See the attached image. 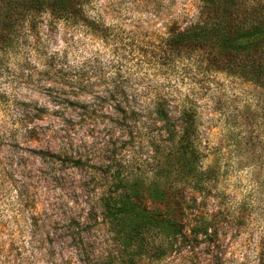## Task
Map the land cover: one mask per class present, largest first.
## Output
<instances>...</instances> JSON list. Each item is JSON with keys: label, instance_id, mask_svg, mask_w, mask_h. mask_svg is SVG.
I'll return each instance as SVG.
<instances>
[{"label": "clouds", "instance_id": "1", "mask_svg": "<svg viewBox=\"0 0 264 264\" xmlns=\"http://www.w3.org/2000/svg\"><path fill=\"white\" fill-rule=\"evenodd\" d=\"M0 264H264V0H0Z\"/></svg>", "mask_w": 264, "mask_h": 264}]
</instances>
